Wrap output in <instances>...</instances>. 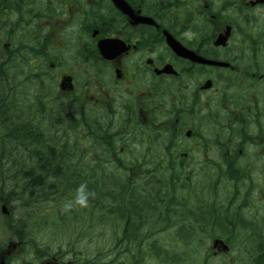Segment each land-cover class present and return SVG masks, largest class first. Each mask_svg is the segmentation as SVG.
Wrapping results in <instances>:
<instances>
[{
  "label": "flooded vegetation",
  "instance_id": "obj_1",
  "mask_svg": "<svg viewBox=\"0 0 264 264\" xmlns=\"http://www.w3.org/2000/svg\"><path fill=\"white\" fill-rule=\"evenodd\" d=\"M253 2L0 0V113L19 105L37 128L40 104L49 106L46 120L60 107L66 126L77 124L84 151L106 158L116 182L163 192L115 196L131 208L114 203L103 221L116 237L97 255L71 242L37 250V241L13 231L17 204L0 196L9 209L0 213V264L12 257L15 264H133V254L141 264L149 256L166 263L150 251L151 227L175 231L185 210L187 226L202 230L194 216L216 198L227 263L262 259L264 34L256 27L264 28V2ZM170 181L175 194L164 192ZM151 205L162 206L160 215Z\"/></svg>",
  "mask_w": 264,
  "mask_h": 264
},
{
  "label": "trees",
  "instance_id": "obj_2",
  "mask_svg": "<svg viewBox=\"0 0 264 264\" xmlns=\"http://www.w3.org/2000/svg\"><path fill=\"white\" fill-rule=\"evenodd\" d=\"M12 106L16 107L15 104ZM40 107L42 117L41 120H38L37 128H35L34 117L21 118L23 117L20 114L22 109L19 105L16 111H10L8 107L6 115L0 113V124L2 125L0 127V196L9 198L14 207L15 204H18L16 208H19L22 214L19 225L14 226L13 224V231H22L23 238L33 242L35 239L31 233L39 224L40 227L42 224V227L51 234L59 225H62L63 230L65 224L66 232H70V228L76 230L78 223H81V227L93 229L92 226L95 223L103 224L97 211H101L104 215L114 211L115 196L118 198L127 193L132 196H143L150 192L146 185L116 182V179L112 177V171L106 165V158L101 157L97 162L92 158L91 152L84 151V142L79 139L81 138L80 134L76 131L77 124L71 123L72 127L66 126L60 107L51 111L47 120L44 114L50 112L49 106L40 104ZM93 138L96 141V137L93 136ZM81 184L86 185V189L90 193L87 205L84 207L74 205L70 209L65 208L69 201L74 200ZM111 185H115V187ZM116 188H119L118 192L115 191ZM151 192L153 194L163 193L159 186H154V190ZM164 192L165 194H175V183L170 181L165 184ZM165 198L168 200L167 197ZM15 199L18 202H15ZM47 202L53 203L52 210L43 206ZM118 202L124 205L123 207L119 206L120 210L131 208L129 202L116 200V203ZM211 205L213 206L208 211L207 208ZM150 209L152 215H160L162 208L151 205ZM66 210H69L70 213ZM186 214L187 212L184 210L178 220L182 226L173 233H175V239L182 242L184 253L188 254L189 248H194L189 235L194 236V234L201 233L202 238L208 235L210 237L218 235L214 230L212 232L208 230L214 228L215 225H220L219 228L222 230L223 213L219 206L214 204L200 206L199 213L194 216L198 225L203 228L200 231L187 226L190 217ZM38 218L42 220L39 221ZM123 218L127 219V225L133 229L128 233L130 238L138 240L137 235L141 234L136 228L137 223L133 222L128 215ZM33 219H35V223ZM94 231L98 232L96 229ZM235 231L233 228L229 234H237ZM198 243H203V241H198ZM171 245L170 242L160 243V240L155 239L150 244V251L157 257H161L164 253L168 256L166 259L175 261L178 259L179 253L174 252ZM38 246L47 251L51 249L48 244L45 246L38 244ZM76 248V246L72 247V249ZM140 249L141 247L138 246L136 250ZM259 252L262 253V259L254 264H264V234L261 235ZM92 254L97 255L96 252ZM132 257L135 259L133 264H141L140 256L133 254Z\"/></svg>",
  "mask_w": 264,
  "mask_h": 264
},
{
  "label": "rangeland",
  "instance_id": "obj_3",
  "mask_svg": "<svg viewBox=\"0 0 264 264\" xmlns=\"http://www.w3.org/2000/svg\"><path fill=\"white\" fill-rule=\"evenodd\" d=\"M258 30H259L258 27H256V31H258ZM111 186H113V185H111ZM113 187H115V185ZM119 188H116L115 191L118 192ZM43 206L49 210H52L53 203L47 202V203H44ZM66 211L68 213H70L69 210H66ZM38 219H39V221L42 220L41 218H38ZM33 220L35 223V219H33ZM80 225H81V223H78V227L76 228V230L73 228H70V232H66V224L63 225V230H62V225H59L58 228L55 229L54 233L51 234V233H49L48 230H45L42 227L43 226L42 224H41V227L39 224V225L35 226V228L31 234H32L33 238L38 243H45V244L50 245L51 246L50 251L58 250L59 246H61L64 249L66 244H68V242H71L78 247V250L80 249V250L90 251L91 253L89 255H91L93 252H96L98 250L96 247H100V246H104V245L107 247L108 246L107 242L112 241V239H111L112 231H110V229H108L106 231V233L104 234L101 231L102 225L99 226L98 224L95 223L92 226L93 229L81 227ZM103 226H105V225H103ZM95 229L98 230L99 232L94 231ZM81 233H82V235H81ZM215 233H217L218 235H214V236L223 235V232H215ZM174 236L175 235L173 232H164V233L158 235L157 237H159L158 239L161 241L168 242L171 239H173ZM189 237H190V240H192V241H197V242L203 241V243H205V244L200 243V244H203V248L200 249L199 252H189V255H188V257H186L185 262L180 263V264H205L204 257L207 254V249H209L211 247L212 239H208L207 237L202 238L201 233L194 234V236H192V234H190ZM154 239L155 238H153L151 241H154ZM205 245L207 248L205 247ZM176 247H179L177 249V251L178 250H179V252L182 251L181 250L182 247L180 244H178ZM227 262L228 261L224 260L221 256H219V257L213 256L212 258H210L208 260V263H206V264H228ZM143 264H161V263L149 256L147 258L146 262H144ZM164 264H167V263H164ZM235 264H243V262H242V260L239 262L235 261Z\"/></svg>",
  "mask_w": 264,
  "mask_h": 264
},
{
  "label": "clouds",
  "instance_id": "obj_4",
  "mask_svg": "<svg viewBox=\"0 0 264 264\" xmlns=\"http://www.w3.org/2000/svg\"><path fill=\"white\" fill-rule=\"evenodd\" d=\"M90 195V193L87 191L86 189V185L81 184L79 186V188L77 189V193L76 196L74 198V200L69 201L66 205L65 208L70 209L72 208L74 205H79L81 207H84L87 205L88 203V196Z\"/></svg>",
  "mask_w": 264,
  "mask_h": 264
},
{
  "label": "water",
  "instance_id": "obj_5",
  "mask_svg": "<svg viewBox=\"0 0 264 264\" xmlns=\"http://www.w3.org/2000/svg\"><path fill=\"white\" fill-rule=\"evenodd\" d=\"M219 242H222V241L221 240H216L214 244L217 245Z\"/></svg>",
  "mask_w": 264,
  "mask_h": 264
}]
</instances>
